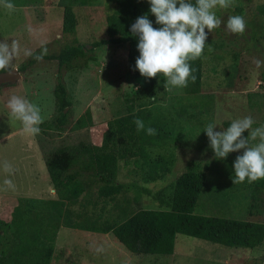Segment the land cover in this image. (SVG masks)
Returning <instances> with one entry per match:
<instances>
[{"label":"rangeland","instance_id":"rangeland-1","mask_svg":"<svg viewBox=\"0 0 264 264\" xmlns=\"http://www.w3.org/2000/svg\"><path fill=\"white\" fill-rule=\"evenodd\" d=\"M15 10L0 6V36L19 38L20 53L15 59L21 76L0 86V216L9 219L15 205L33 216L54 212L48 200H60L45 165L54 152L66 150L74 156L67 172H77L83 186L80 196L63 200V211L82 224L119 223L139 209L167 208L178 176L189 165L205 172V182L194 212L264 222V179L233 184L234 160L243 150L215 159L203 130L215 123L214 131L227 128L235 120L251 116L253 128L264 125V0H232L226 9L217 8L220 27L209 32L201 60V85L196 95L184 88H164V78L156 82V95L149 98L141 89L148 79L126 68L128 45L109 43L95 46L108 38L107 17L118 8L110 0H9ZM70 5L76 25L71 33L62 32L59 19L63 7ZM20 8V9H18ZM240 15L246 22L243 34H229L225 24L229 16ZM61 28V29H60ZM207 31V29H206ZM73 45L84 47V54L63 67L51 58ZM33 55L25 57L24 50ZM210 49V50H209ZM30 64V60L33 59ZM257 61L260 63L258 64ZM58 76L65 86L70 105L64 113L66 123L56 118L54 88ZM12 95L26 98L41 109L43 123L38 135L22 131L19 121L9 118L7 101ZM133 110L150 109L173 124L174 139L165 147H152L150 157L136 156L117 161L115 181L130 188L104 197L96 169L89 161L87 148L101 146L110 133L108 122ZM89 110L85 125L77 127V118ZM244 136L248 132L243 133ZM111 136V135H110ZM119 151L127 143L117 134L106 141ZM7 161L12 172L4 171ZM44 174L48 179H44ZM5 179L14 189L5 190ZM142 188L151 190L150 194ZM7 236L4 238L6 239ZM101 251H97V249ZM264 262V240L249 249L230 247L203 239L177 234L174 251L166 254H134L112 233L58 225L50 264H250ZM4 264H11L6 260Z\"/></svg>","mask_w":264,"mask_h":264},{"label":"trees","instance_id":"trees-1","mask_svg":"<svg viewBox=\"0 0 264 264\" xmlns=\"http://www.w3.org/2000/svg\"><path fill=\"white\" fill-rule=\"evenodd\" d=\"M118 6L117 10L107 17V32L109 37L98 40L93 47L114 44H127L128 53L126 68L130 72L140 75L134 70L136 58L139 56L137 49L138 37L131 34V25L137 17L147 14L153 22V27H160L155 23V16L149 12L148 0H110ZM194 2V0H193ZM76 19L72 7L65 5L62 16V32L74 31ZM84 47L73 45L62 49L56 55L42 56L58 61L63 67L72 59L84 54ZM34 58L30 60V64ZM195 69V83L189 80L184 88L186 94L196 95L200 91L202 69L201 60L198 58L190 62ZM21 67L19 70H24ZM141 76V75H140ZM156 78L148 79V83L141 91L149 98L156 95ZM264 80V70L262 72ZM56 105L59 109L57 123L62 126L66 123L67 114L63 109L70 105L66 89L58 76L54 88ZM89 117V110L77 118L75 125L82 127ZM144 121L146 128L152 127L157 134L149 136L145 131L138 132L133 123L135 118ZM110 133L104 138L101 146L87 148L89 161L96 169L97 178L101 181L97 192L107 197L118 193L122 189L130 188L129 184L117 183L115 173L117 161L122 158L126 161L129 156L147 160L152 147H165L174 139L175 129L167 118H161L158 113L150 109L140 108L136 111L133 106L126 107L124 114L116 116L108 122ZM119 135L121 141L127 143L119 151H115L110 138ZM111 135V136H110ZM74 156L66 150L52 153L45 165L50 180L56 189L60 200H48L46 203L54 207V212L45 216H33L22 206L12 208L9 219L0 216V264L9 260L11 264H50L53 254V242L56 237L58 225L86 229L90 231L112 233L113 236L131 253L134 254H166L174 251L177 234H183L213 243L230 247L255 248L264 240V222L246 219L230 218L210 214H199L194 208L200 191L205 182V172L196 165H189L176 179L174 190L167 208L139 209L119 223H104L102 225L82 224L72 221L71 212L63 209V200L70 202L80 196L84 191L83 186L76 179L77 172H67L72 166ZM142 192L151 193L148 188ZM7 236L6 239H4ZM250 264H264L253 262Z\"/></svg>","mask_w":264,"mask_h":264},{"label":"clouds","instance_id":"clouds-1","mask_svg":"<svg viewBox=\"0 0 264 264\" xmlns=\"http://www.w3.org/2000/svg\"><path fill=\"white\" fill-rule=\"evenodd\" d=\"M148 3L149 12L155 16V23L160 27H153L147 14L137 17L131 25V34L138 37L139 56L134 70H138L145 79L158 75L163 77L167 91L185 88L189 80L195 83V69L190 62L202 56L208 33L222 24L215 10L228 8L232 0H148ZM0 6L9 12L15 10V5L9 0H0ZM225 28L229 34H243L246 22L240 15L229 16ZM19 53L17 41H0V72L11 74L13 70L18 71L13 65ZM24 55L32 56V50L25 49ZM34 58L42 59V55ZM7 108L9 118L19 121L23 132L33 136L40 133L39 125L43 123V118L38 105L24 97L12 95L7 101ZM133 123L138 132L145 131L149 136L157 134L156 129L150 126L146 128L144 121L138 117ZM254 123L251 116H246L233 120L220 131H214L217 127L215 123L207 124L203 130L215 159L224 160L229 153L243 150L234 160L233 184L264 179V125L253 128ZM245 131L248 132L247 136L243 135ZM3 168L5 172H12V166L7 161ZM4 185L5 190L15 187L11 179H5Z\"/></svg>","mask_w":264,"mask_h":264},{"label":"water","instance_id":"water-1","mask_svg":"<svg viewBox=\"0 0 264 264\" xmlns=\"http://www.w3.org/2000/svg\"><path fill=\"white\" fill-rule=\"evenodd\" d=\"M21 76L20 71L13 70L11 74L8 72H0V86L5 83H14ZM66 111V108L64 109Z\"/></svg>","mask_w":264,"mask_h":264},{"label":"crops","instance_id":"crops-1","mask_svg":"<svg viewBox=\"0 0 264 264\" xmlns=\"http://www.w3.org/2000/svg\"><path fill=\"white\" fill-rule=\"evenodd\" d=\"M18 9H20V8H18ZM58 23H59V26L61 27L62 19H59ZM60 29H61V28H60ZM4 40H7L9 43H11L12 40H15V41H17L18 44H19V38H18L16 35H14V36H7V35H2V36H0V41H4ZM19 46H20V45H19ZM20 49H21V47H20ZM13 66L16 67V63H15V61H14V65H13ZM41 168L43 169V166H41ZM43 176H44V179H48V178H47V175L45 176V174H44V169H43ZM48 176H49V174H48ZM49 178H50V177H49ZM101 233H102V232H101Z\"/></svg>","mask_w":264,"mask_h":264}]
</instances>
